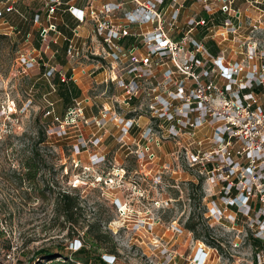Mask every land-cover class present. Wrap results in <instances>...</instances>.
I'll return each mask as SVG.
<instances>
[{
	"label": "rangeland",
	"instance_id": "rangeland-1",
	"mask_svg": "<svg viewBox=\"0 0 264 264\" xmlns=\"http://www.w3.org/2000/svg\"><path fill=\"white\" fill-rule=\"evenodd\" d=\"M185 2L181 22L206 13L208 29L192 34L209 53L218 50L223 63L236 59L238 78L261 67L264 0ZM40 4L17 0L16 11L0 18V264H37L40 249L68 255L87 243L89 223L103 236L87 255L105 256L108 264H262L264 249L255 250L252 237L264 245V213L254 208L264 192L250 195L247 211L225 209L220 184L191 166V153L207 156L210 127L173 130L151 116V97L122 103L118 89L80 76L78 67L68 83L79 94L68 103L59 95L65 84L45 80L41 69L21 71L16 57L29 47L23 34L35 36L29 19ZM221 5L229 9L219 14ZM74 100L81 112L66 115ZM120 117H134L137 127L127 128ZM63 192L76 203L66 214ZM189 216L196 236L184 227Z\"/></svg>",
	"mask_w": 264,
	"mask_h": 264
},
{
	"label": "built area",
	"instance_id": "built-area-1",
	"mask_svg": "<svg viewBox=\"0 0 264 264\" xmlns=\"http://www.w3.org/2000/svg\"><path fill=\"white\" fill-rule=\"evenodd\" d=\"M40 1L29 19L35 36L31 32L23 34L29 47L16 57L21 71L41 69L45 80L66 84L76 81L78 67L80 76L104 88L118 89L122 103L143 94L151 97L149 113L173 130L210 127L212 147L206 158L191 153V166L201 169L209 183L220 184L218 192L227 199L225 209L239 207L247 211L252 193H260L261 198L264 104L260 99L264 101V89L259 93L252 89L264 87L259 77L264 63L238 78L241 67L236 59L223 63L214 56L218 51L209 53L193 36L197 27L208 29L209 20L188 17L181 26L180 11L185 0ZM16 2L0 0V18L15 12ZM226 8L221 5L220 10L224 13ZM64 14L72 19L71 24L60 20ZM7 28L19 32L16 26ZM125 39L131 41L125 43ZM36 41L37 46L33 44ZM60 53L65 65L55 60ZM98 73H102L99 79L95 77ZM79 105L74 100L66 115L75 113L76 107L81 112ZM49 112L52 110L46 114ZM107 112L106 107L100 111L103 115ZM133 118L120 117L119 122L127 128L137 127ZM255 204L254 208L264 213V200Z\"/></svg>",
	"mask_w": 264,
	"mask_h": 264
},
{
	"label": "trees",
	"instance_id": "trees-1",
	"mask_svg": "<svg viewBox=\"0 0 264 264\" xmlns=\"http://www.w3.org/2000/svg\"><path fill=\"white\" fill-rule=\"evenodd\" d=\"M219 12V14H221L222 11L220 10ZM203 16L205 18L207 17L206 15ZM59 89V95H61V98L65 103H68L71 99L79 94L78 87H76L72 82H69L65 85H60ZM252 91L255 92L254 88L252 89ZM60 197L63 205L62 212L65 214L69 213V211L76 203L69 201L71 197L67 193L63 192ZM184 227L188 231L192 232L194 236H196L195 224L192 222V216H189L187 218ZM85 235H87V243L82 244L73 252H69L68 255L57 253L48 249H40L36 253L41 256L43 261H40L37 264H108L105 256H101L99 254H96L94 256L87 255L89 250L96 247L99 237L103 236V233H101L99 226H96L93 223H89L85 230ZM252 245L255 250L264 249V245H262L261 239L257 237H252ZM55 258L59 259L55 260ZM262 264H264V262Z\"/></svg>",
	"mask_w": 264,
	"mask_h": 264
},
{
	"label": "crops",
	"instance_id": "crops-1",
	"mask_svg": "<svg viewBox=\"0 0 264 264\" xmlns=\"http://www.w3.org/2000/svg\"><path fill=\"white\" fill-rule=\"evenodd\" d=\"M185 1H186L187 3H189V4L192 3V2H190L191 0H185ZM185 1H184V2H185ZM186 2H185V4H186ZM127 6L130 7V5H127ZM181 12H182V11H181ZM181 14H182V13H181ZM181 14H180V23L182 24L181 26L184 27V24H185V23H184V22H181V21H182V19H181V18H182V15H181ZM203 15L208 16L206 13H204ZM186 17H187V16H185V18H186ZM63 18H64V19L66 18L67 21H68V23L71 24L72 19H71L67 14H64L63 16H61V17H60V20L63 19ZM203 18H204V17H203ZM205 19L210 20V18H205ZM60 28H61L62 31L64 30L62 26H61ZM198 28H200V29H205V27H204V28H203V27H197L196 29H198ZM204 31H205V30H204ZM64 32H65V31H64ZM202 38H204V39H206V40H208V41L211 40V39L209 38V36L206 35V34H203L202 37H201V39H202ZM130 41H131L130 39H125V40H124L125 43H128V42H130ZM201 42H202V41H201ZM62 59H63V58H62V54H61V53L55 57V60H56L57 62H59V63H60V61H62ZM60 64L65 65L64 62H62V63H60ZM101 76H102V73H98L95 77H97V78L99 79V78H101ZM203 255H204V254L201 253V256L198 257L199 260L201 259V257H202Z\"/></svg>",
	"mask_w": 264,
	"mask_h": 264
}]
</instances>
